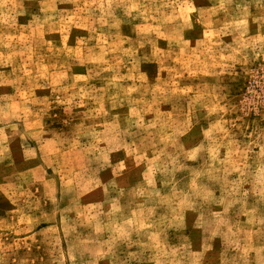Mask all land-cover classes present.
I'll return each mask as SVG.
<instances>
[{
  "label": "rangeland",
  "instance_id": "rangeland-1",
  "mask_svg": "<svg viewBox=\"0 0 264 264\" xmlns=\"http://www.w3.org/2000/svg\"><path fill=\"white\" fill-rule=\"evenodd\" d=\"M0 264H264V0H0Z\"/></svg>",
  "mask_w": 264,
  "mask_h": 264
}]
</instances>
